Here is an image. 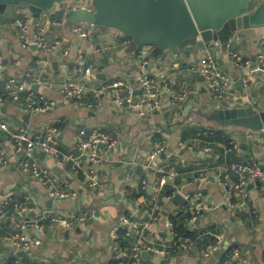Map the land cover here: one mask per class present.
I'll list each match as a JSON object with an SVG mask.
<instances>
[{
	"label": "crops",
	"instance_id": "0c3cea01",
	"mask_svg": "<svg viewBox=\"0 0 264 264\" xmlns=\"http://www.w3.org/2000/svg\"><path fill=\"white\" fill-rule=\"evenodd\" d=\"M69 4V1L63 2L56 10L43 14L39 23L33 17L32 29L48 20L63 22L48 31L50 43L58 41L59 44L47 51L24 47L19 30L9 25L11 17L0 25L4 70L0 80L3 95L0 118L11 130L28 127L37 139H45L48 128L55 127L56 145L74 154L77 153L76 136L81 129H99L117 143L109 151L110 162L100 166L86 164L97 170L102 182L97 187L89 186L86 176L76 173L70 162L58 163L55 157L37 151L38 159L66 188L77 193L73 199L53 200L44 184L22 170L21 162L26 155L16 153L8 132L0 131V149L7 154V163L0 166V264H113L112 233L117 232L127 245L136 241V235L129 239L123 237L119 230L121 217L130 212L145 220L147 207L138 205L144 200H151L149 210L154 205L160 210L159 219L149 222L145 228L143 243L152 246L142 251L145 264H234L232 257L236 253V258L247 264H264V189L251 184L247 195H240L237 176L223 168L242 160L263 165L264 130L223 127L217 122L214 126L211 123L215 122L207 119L215 108L226 105L264 108V63L259 58L262 38L255 40L253 33L241 32L234 37L228 52L221 44L213 49L221 68L234 80L228 96L220 99L199 73L188 70L207 50L190 46L179 53L165 50L154 55L153 46H142L136 53L120 57L130 39L115 28L106 31L95 28L90 37H81L58 13L61 8L69 9ZM86 4L84 1L80 6ZM231 50L240 53L247 63L236 66L230 57ZM142 52L144 58L140 56ZM80 67L84 70L80 71ZM143 71L175 81L179 88L187 89V100L175 105L168 102V95L164 93L162 107L141 117L136 109H117L112 96H101L102 106H89L94 99L91 93L84 100L65 98L60 93L66 80L83 77L95 87L123 81L133 87L135 99L139 100L142 93L138 76ZM8 78L16 79L19 86L31 84L32 91L55 99L57 106L43 113L22 109L8 92ZM127 94L124 89V95ZM185 114L188 119L179 129L162 127L164 123L174 125L184 120ZM208 129L214 133L204 131ZM159 148L161 152L151 160ZM164 151L166 158L161 157ZM158 157L162 159L155 165ZM162 165L180 173L170 185L175 190L172 195L166 194L167 185L155 184ZM144 190L145 195L134 196ZM228 190L234 193L233 208L224 204ZM178 193L184 200H175ZM90 208L96 209L95 217L72 228L53 225L48 216L49 211L77 215ZM171 216H183L191 232L189 236H180L176 245L169 226ZM18 236L35 238L36 243L17 250L13 241ZM217 236L224 240L221 247L211 256L204 255ZM184 243L192 244L191 249H185ZM167 246L170 254L164 252Z\"/></svg>",
	"mask_w": 264,
	"mask_h": 264
},
{
	"label": "built area",
	"instance_id": "2783aa9c",
	"mask_svg": "<svg viewBox=\"0 0 264 264\" xmlns=\"http://www.w3.org/2000/svg\"><path fill=\"white\" fill-rule=\"evenodd\" d=\"M87 1L86 5L90 6V0ZM83 1V2H84ZM82 2V3H83ZM70 8L80 6L81 3L70 2ZM68 8V7H66ZM23 11L18 12L13 18H10L9 25L14 26L19 30V38L24 47H31L36 45L42 50H50L59 44L58 41L51 42L47 38V33L54 26H61L63 22L61 20H48L42 23L40 26L32 29L31 25L33 23V14L29 12L27 14ZM72 29L75 33L79 34L83 38H88L92 35L95 28L90 27L82 22H77L73 24ZM262 52L259 55L260 60L264 63V36L262 37ZM219 43L215 42L207 49L205 56L195 64L188 67L189 71L199 73L208 88L215 93L220 99H225L230 89L234 83L232 76L225 72L219 65V61L215 56L213 49L218 47ZM144 58L145 53L142 52L140 55ZM230 57L236 66H243L247 61L243 56L231 50ZM3 57L0 54V62H2ZM147 64V61L144 62ZM80 71L84 68L80 67ZM87 68L85 71H88ZM4 76L3 67L0 65V80ZM42 82L41 79L38 80ZM16 79L8 78L7 88L8 92L13 95L14 99L18 100V104L22 109L30 111L32 113H43L54 110L58 104L55 99L47 98L42 94H36L31 89V84L25 83L23 85H18ZM139 90L141 91V98L139 100L135 99V91L133 87L128 86L123 81H114L95 87L87 82V79L81 77L80 79H68L60 87V93L65 98H86L87 95L91 93L94 96L93 102L89 103V106H102L103 100L101 96L108 95L114 97L116 103V108L120 111H125L126 109H136L141 117L153 113L160 109L163 105V100L161 96L166 93L168 95V102L178 105L183 101L187 100L189 93L185 88H179L175 81H170L167 78L163 79L157 75L151 74L149 72L143 71L138 76ZM124 89L127 90V95H124ZM3 95L0 93V101H2ZM49 134L45 139H37L33 136L31 129L28 127H17L13 130L9 128L6 121L0 118V131L5 130L8 132L11 139L12 148L18 154H25L26 159L22 160L21 167L26 173H30L34 178L39 180L42 184L47 187L48 195L53 200H69L76 197L77 193L73 190L66 188L58 178L51 172L49 167H47L43 162H41L36 156L37 151L42 150L48 153L50 156L55 157L58 163H68L70 162L74 171L78 174L82 173L86 176L87 182L91 187H97L102 185L101 179L98 176L96 169H90L91 167L86 165L88 162L94 165H103L110 162V149L117 143L111 135L95 129L92 131H87L86 129H81L78 131L76 136V147L77 153L65 152L59 148L55 141L54 136L58 133L57 128L49 127ZM210 133H214V130H204ZM103 147L107 149L104 150ZM162 148H159L151 155V160H154L156 156L161 152ZM7 163V154L3 149H0V166H4ZM223 166V165H222ZM223 168L234 173L238 178V193L240 195H247L249 185L253 184L257 188L264 189V164L261 165L256 161L252 160H242L234 161L224 165ZM159 176L156 179V185L164 187L166 185H173L180 174L177 170L166 169V165H162L158 169ZM234 193L228 190L224 204L234 207L233 203ZM190 201L192 199L190 198ZM151 200H144L138 205L143 208L147 207L148 216L145 220H140V218L135 217L134 213L127 212L121 217L120 229H125L123 237L129 239L134 237L132 234L136 235L137 239L131 245H127L123 241L117 232L112 233L111 237V247L113 250V264H145L142 259V251L152 249V246L144 245V233L145 228L149 222H155L159 219L160 210L159 207L154 205L150 210ZM18 207H24V204H16ZM190 210V208H189ZM194 213V210H192ZM96 215V209L91 208L85 212L77 215H68L53 213L49 211V220L53 225L64 226L72 228L79 225L80 223L87 222L89 219L94 218ZM171 234L174 235V223L170 221ZM119 229V230H120ZM19 239H14L13 245L18 249L28 248L33 243H36V239L26 236H18ZM223 238L217 236L214 244H212L206 251L204 255L211 256L215 253L223 244ZM177 240L173 242V245L177 244ZM167 246L164 250L166 254H170L171 250ZM192 244L184 243V248L191 249ZM169 248V249H168ZM237 251V250H236ZM237 253L232 257L234 264H247L241 258H236Z\"/></svg>",
	"mask_w": 264,
	"mask_h": 264
},
{
	"label": "water",
	"instance_id": "95a60500",
	"mask_svg": "<svg viewBox=\"0 0 264 264\" xmlns=\"http://www.w3.org/2000/svg\"><path fill=\"white\" fill-rule=\"evenodd\" d=\"M66 1L84 0H0V25L13 13L23 11L31 12L35 23H39L43 14L56 10ZM256 1L257 5L251 9ZM90 3V6L61 8L58 13L69 26L82 22L101 31L108 28L121 31L130 41L120 57L134 54L142 46H153V54L158 55L165 50L179 53L190 46L207 50L215 42L228 52L234 37L241 32L253 33L255 40L264 36V0H90ZM37 87L35 84L34 89ZM187 119L188 115L174 125L164 123L162 127L175 131ZM207 119L223 127L264 130V108L226 105L215 108ZM215 123L211 124L215 126ZM161 157L166 158L167 153L162 152ZM161 159L158 157L155 165ZM175 200L180 202L184 197L178 193Z\"/></svg>",
	"mask_w": 264,
	"mask_h": 264
},
{
	"label": "trees",
	"instance_id": "16d2710c",
	"mask_svg": "<svg viewBox=\"0 0 264 264\" xmlns=\"http://www.w3.org/2000/svg\"><path fill=\"white\" fill-rule=\"evenodd\" d=\"M173 186L167 185V195H172L174 193V188H172ZM146 194V190L142 191L141 194H134V196L136 197H140L142 195ZM171 221L174 223V237L175 240H177L180 236H189L191 235V232L188 231V227L187 224L185 222V219L183 216L181 217H177V216H171ZM187 230V231H186ZM120 231L122 232V234L125 232V229H120ZM131 235L134 236V234Z\"/></svg>",
	"mask_w": 264,
	"mask_h": 264
},
{
	"label": "rangeland",
	"instance_id": "374dc122",
	"mask_svg": "<svg viewBox=\"0 0 264 264\" xmlns=\"http://www.w3.org/2000/svg\"><path fill=\"white\" fill-rule=\"evenodd\" d=\"M16 14H17L16 12L13 13V14L11 15V18H13ZM91 84H92V83H91ZM90 209H91V208H90ZM90 209H88V210H90Z\"/></svg>",
	"mask_w": 264,
	"mask_h": 264
}]
</instances>
